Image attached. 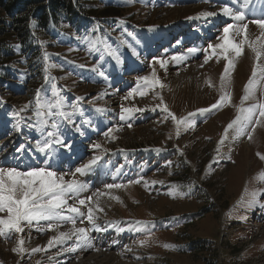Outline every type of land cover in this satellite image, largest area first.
I'll use <instances>...</instances> for the list:
<instances>
[{"label":"rangeland","instance_id":"obj_1","mask_svg":"<svg viewBox=\"0 0 264 264\" xmlns=\"http://www.w3.org/2000/svg\"><path fill=\"white\" fill-rule=\"evenodd\" d=\"M79 2L80 18L35 34L29 55L8 44L9 58L0 67V166L50 168L67 181L74 174L90 191L98 184H120L121 196L111 198L99 215L93 213L94 224L87 219L91 201L80 206L84 215L65 209L75 227L88 230L86 241L70 235L73 224L63 220L24 224L20 233L6 230L0 236V264H55L58 257L63 262L56 264H264V118L256 117L260 123L249 125L241 140L227 142L228 125L242 115L239 110L264 103V78L242 101L254 77L245 73L242 85L233 73L237 63L228 75L220 50L213 54L205 47L222 43L229 24L234 26L230 38L242 40L243 34L235 35L242 22L222 12L239 9L242 0ZM195 7L206 8L177 15ZM210 11L216 15H200ZM244 11L248 21L260 18L264 0H251ZM173 58L185 62L181 70ZM249 60L253 74L259 61ZM190 70L197 75L192 84L178 91L169 87V77H184ZM110 92L120 97L113 106ZM224 95L230 99L213 108ZM38 96L41 103L62 98L63 108L52 112L72 113V122L62 115L37 117ZM54 122L71 147L53 144L49 154L41 153L37 142L53 131ZM96 157L83 175L75 172ZM57 228L66 231H53ZM61 232L70 238L53 240ZM26 236L39 242L29 248ZM21 247L24 251H14Z\"/></svg>","mask_w":264,"mask_h":264},{"label":"snow or ice","instance_id":"obj_2","mask_svg":"<svg viewBox=\"0 0 264 264\" xmlns=\"http://www.w3.org/2000/svg\"><path fill=\"white\" fill-rule=\"evenodd\" d=\"M251 0H242V5L239 9L233 10L230 7H224L222 9L223 14L233 17L235 21L242 22L235 26V35L241 36L243 38L240 41L230 38V30L234 28L232 24L227 25L223 29V34L221 40L223 41L217 45H210L213 54H216L217 49H219V55H221L225 60L228 61V67H234V60L230 58V54L238 58L243 53L244 46H247L255 54L257 61L261 57H264V15L258 19L246 20L245 9H247ZM201 16L208 17L216 15L213 12H203ZM249 23L256 25L260 29V35H258L254 40L249 39L247 34V29ZM190 52H195L196 49H189ZM177 59V58H173ZM182 59V58H181ZM179 62V59H177ZM163 67V62L161 63ZM262 78H264V67L261 69ZM227 71V69H226ZM103 75V73H100ZM256 73L253 72V77ZM145 81L148 80L147 77L142 78ZM254 80H249L248 85L245 87V95L242 98V101H247L254 94ZM163 85H161L162 87ZM131 95V93H130ZM143 95V93H141ZM228 99L227 95L221 96L220 102L217 105H213V108L218 107L220 104H223ZM36 103L38 109L36 112L37 117L44 115L45 117H51L53 115H62L69 122H72L71 116L72 113H64L59 111L53 113L52 109H62L63 108V99L58 98L55 103L45 102L41 103V99L38 96ZM40 109H46L45 112H41ZM167 110V106H165ZM125 112H131V109H124ZM203 111V110H201ZM242 115L238 116L236 120H233L232 123L228 125L229 128H232L233 125L242 124L238 135L243 134L247 130V125H251L253 122L260 123L256 117L264 118V103H255L247 108H241L239 110ZM124 117H121L123 119ZM173 119H176L173 116ZM183 121L177 120V124H181ZM48 119L45 118L39 122V127L43 129L47 125ZM53 131L48 132L45 135L44 140L37 142V150L41 153L49 154L50 149H52L53 144H58L61 147H68L70 145H65L63 139L59 136L57 129V124L54 122L52 125ZM191 127V125H188ZM19 130V129H18ZM79 131V129H77ZM111 131V130H110ZM51 138V139H49ZM251 138V137H249ZM95 148H99L100 145H94ZM260 155V154H258ZM264 159V156L260 157ZM100 157L94 158L88 164L83 167H78L75 169L76 173L84 174L87 169H90L92 165ZM261 178H264V173L260 174ZM139 183V181H135ZM108 189L120 188V184H108L106 185ZM86 190V185L77 181L74 178L71 181L64 179V176L58 174L56 171L51 170L50 168L45 167H35L30 168L26 171H20L15 167H2L0 166V213H6V215H0V236H4L7 231H15L17 233L23 232L22 225L27 224L31 225L34 221L39 222L41 220L45 221H60L71 222L73 224V229L71 230L73 234H79L78 238L81 241H86L88 239L87 229L75 227L76 221L71 215H65L64 211L66 209L67 213H75L78 215H84L81 212L80 207H77L76 204L80 206L86 205L89 201L92 200V197H86L84 199H78V195ZM247 192V190H246ZM99 195V193H97ZM258 193H252V196L255 198ZM119 199V197H113ZM69 199H74V204H69ZM264 207V205H261ZM94 211H103V208L97 206L95 208L89 207L87 211V219L94 224ZM49 228H52V225L49 224ZM123 230V229H121ZM61 238H70L68 233L61 232L59 237H54L53 240H60ZM23 240L20 241L22 245ZM53 243L52 240L49 241V246ZM165 247H170L165 245ZM14 251H24V249L18 248ZM34 252L41 251L40 248L33 249Z\"/></svg>","mask_w":264,"mask_h":264},{"label":"trees","instance_id":"obj_3","mask_svg":"<svg viewBox=\"0 0 264 264\" xmlns=\"http://www.w3.org/2000/svg\"><path fill=\"white\" fill-rule=\"evenodd\" d=\"M81 9L79 0H0V67L9 58L5 55L9 43L19 45L22 55H29L35 34L46 35L61 20L80 18L77 12Z\"/></svg>","mask_w":264,"mask_h":264},{"label":"bare ground","instance_id":"obj_4","mask_svg":"<svg viewBox=\"0 0 264 264\" xmlns=\"http://www.w3.org/2000/svg\"><path fill=\"white\" fill-rule=\"evenodd\" d=\"M257 1H261V0H255V2H257ZM263 2V1H262ZM204 8H206V7H195V8H186V9H182V10H179V11H177V15L178 14H180V13H183V12H186L187 13V11L188 12H191V14H189V15H186L187 17L188 16H191V15H193L196 11H199V10H201V9H204ZM234 8V7H233ZM207 10V9H206ZM172 12V11H171ZM170 12V13H171ZM210 12H212V11H210ZM169 13V14H170ZM171 14H173V12L171 13ZM232 18V20H234V18L233 17H231ZM235 21V20H234ZM204 28V27H203ZM205 30V29H204ZM247 32L249 33H247L248 34V36H250V37H252L253 39H255V37H257L258 35H260V29L258 28V27H253V26H250L249 28H248V30H247ZM251 38V39H252ZM211 44H210V42H208V43H206L205 44V47H209ZM202 46L203 45H201V48H202ZM211 49V48H210ZM242 54H244L245 55V59L244 60H242V57L240 58H236V59H233L234 60V65L237 63V68L233 71V73L236 75L237 74V78L239 79V81L241 82V84L242 85H246V83H247V81L245 80V78H246V75H245V73L247 74V76H252L253 77V74H250V72L252 71H249V69H248V67L250 66V64L248 63V61H250L249 59H251V58H253V59H255V54L251 51V49L250 48H248L247 46H244V48H243V53ZM185 62L184 61H180V62H178V63H175L174 64V67L175 68H178L179 70H181L182 68H179V67H181V66H183V64H184ZM196 64V63H195ZM249 64V65H248ZM227 65H228V62H227ZM257 65V68L254 70L255 71V73H256V75H255V77H254V86L256 85V84H258V79H259V77H261L262 76V74H261V68L262 67H264V57H261L260 58V60H259V63L258 64H256ZM195 67L196 66H192L191 68H192V71H193V69H195ZM228 69V68H227ZM233 69V67L232 68H229L228 69V75H230L231 73H229L231 70ZM191 70L188 72V75L186 74L184 77H169L168 78V80H167V82H168V84H169V87L170 88H173L174 90H177L178 91V89H182V87H185L186 85H188V84H192L193 83V80L195 81V79H196V77H197V75H195L193 72H192ZM224 72H226L227 73V71L225 70ZM166 79V78H165ZM246 82V83H245ZM194 85V84H193ZM190 88V87H189ZM191 88H192V86H191ZM254 89H255V87H254ZM108 97H109V100L111 99V101H108L109 102V104L111 105V106H113V105H115V100H118L120 97L118 96V95H116V93L115 92H110V93H108ZM123 101V97H122V100H121V102ZM125 102V101H124ZM117 104V103H116ZM243 125L242 124H237V125H234L232 128H231V130L229 131V133H228V140L229 141H227L228 143H232L233 141H236V140H241V138H243V135H244V133L243 134H240V135H238V132H239V130H240V128L242 127ZM249 125H247V127H248ZM227 138V137H226ZM56 158H57V160H59V156H57L56 155ZM56 166H57V164H56ZM57 168V167H56ZM100 178H103V175H100V177L99 176H96V178L95 179H100ZM65 179V178H64ZM79 182H81V183H85V185L87 184L85 181H84V179H81ZM98 183H100V182H97V184ZM101 184V183H100ZM103 188H105V187H102V186H100L99 184L97 185V187L95 188V190L94 191H90V189L88 188V186L86 185V190L84 191V192H82V193H80V196L81 195H84V194H87V197L88 196H90V197H92V200H93V208H95L96 206H97V203H98V206L100 207V208H103V209H105V208H107L108 206H109V201L111 200V198H113V197H119L120 198V196H121V191L120 190H118L117 188H113V189H108L107 187L105 188V189H103ZM93 190V189H92ZM93 192V194H91ZM97 193H99V195H97ZM109 199V200H108ZM113 199H115V198H113ZM92 200H91V203H92ZM116 200H119V199H116ZM126 203V202H125ZM77 207H80V205L79 206H77ZM102 212V211H101ZM100 211H94V214H97V215H99L100 213H101ZM123 218V217H122ZM124 218H126V217H124ZM104 220V219H103ZM99 223V222H98ZM77 228H85V226L83 227V226H81V225H79V227H77ZM73 228H68L67 230H68V233H70V235H72L73 233H72V230ZM93 229V228H92ZM95 229V228H94ZM26 231H28V230H26ZM53 231H66V230H61V229H59V228H57V229H54ZM53 233V232H52ZM56 235V234H55ZM69 235V236H70ZM24 240H25V244L27 245V247L29 246V248H33V247H35V245L39 242V241H35L34 239H29L28 238V236H26V237H24ZM23 240V241H24ZM63 254V253H62ZM107 257V256H106ZM110 258V257H109ZM108 258V259H109ZM52 259V258H51ZM107 259V260H108ZM104 260V259H103ZM115 260V259H114ZM63 262V261H61V257H58V258H56V260H53V262H55V264H56V262ZM83 262V261H82ZM101 262V261H100ZM108 263V262H107Z\"/></svg>","mask_w":264,"mask_h":264},{"label":"crops","instance_id":"obj_5","mask_svg":"<svg viewBox=\"0 0 264 264\" xmlns=\"http://www.w3.org/2000/svg\"><path fill=\"white\" fill-rule=\"evenodd\" d=\"M85 180L87 181V179H85ZM96 187H97V186H96ZM91 194H92V193H91ZM92 206H93V200H92ZM92 206H91V207H92Z\"/></svg>","mask_w":264,"mask_h":264}]
</instances>
